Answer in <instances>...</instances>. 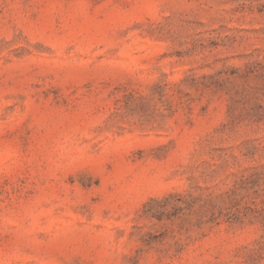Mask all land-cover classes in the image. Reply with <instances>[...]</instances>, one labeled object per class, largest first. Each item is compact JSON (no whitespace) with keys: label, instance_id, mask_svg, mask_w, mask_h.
Here are the masks:
<instances>
[{"label":"rangeland","instance_id":"obj_1","mask_svg":"<svg viewBox=\"0 0 264 264\" xmlns=\"http://www.w3.org/2000/svg\"><path fill=\"white\" fill-rule=\"evenodd\" d=\"M0 264H264V0H0Z\"/></svg>","mask_w":264,"mask_h":264}]
</instances>
